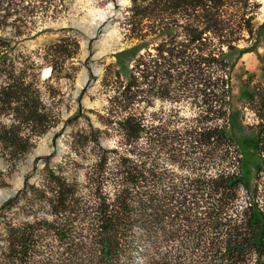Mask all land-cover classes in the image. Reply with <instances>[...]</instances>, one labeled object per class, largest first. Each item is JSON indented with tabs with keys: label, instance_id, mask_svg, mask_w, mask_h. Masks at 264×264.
<instances>
[{
	"label": "trees",
	"instance_id": "trees-1",
	"mask_svg": "<svg viewBox=\"0 0 264 264\" xmlns=\"http://www.w3.org/2000/svg\"><path fill=\"white\" fill-rule=\"evenodd\" d=\"M21 2L0 0V8ZM130 2L129 36L142 39L146 28L158 42L124 50L132 55L126 74L114 63L105 66L99 126L88 118L69 140L82 179L41 156L39 180L26 174L0 204V264H264L257 182L264 175V81L254 74L242 80V99L256 120V180L245 173L241 147L228 131L229 56L254 38L261 3ZM12 14H0V27ZM78 48L75 37L62 34L25 52L0 36V155L9 167L61 121L42 86L74 77L66 64ZM43 67L50 69L45 79ZM155 100L172 108L147 112ZM181 101L198 111L179 116ZM102 135L118 140L105 147Z\"/></svg>",
	"mask_w": 264,
	"mask_h": 264
},
{
	"label": "rangeland",
	"instance_id": "rangeland-1",
	"mask_svg": "<svg viewBox=\"0 0 264 264\" xmlns=\"http://www.w3.org/2000/svg\"><path fill=\"white\" fill-rule=\"evenodd\" d=\"M256 1L261 6L254 20V38L240 41L239 49L229 56L233 78L230 104L232 122L228 131L241 147L245 173L251 178L258 161L254 151V130L251 128L256 120L254 114L243 104L245 90L242 80L248 74H254L255 81H264V0ZM130 3V0H22L13 8L5 5L0 8V14L13 13L2 22L0 36L9 39L15 48L30 52L62 34L75 37L79 42L76 56L66 64L68 74L74 77L67 75L59 79L53 78L48 86H42V98L46 103H51L59 113V124L37 139L30 152L13 167H9L0 155V204L22 187L26 174L31 173L32 182L39 180V171L43 166L38 159L41 156L51 155L49 163L52 166L60 164L67 174L77 180L82 179V168L75 163L81 161L71 151L69 140L72 133L87 127L88 118L92 126H99L97 116L103 112L107 103V92L101 85L105 66L114 63L122 74H126L132 55L124 50L138 43L158 42L155 35L146 34V28L140 32L145 34L142 39L129 36L125 18ZM20 16L25 19H17ZM122 51L124 52L121 53ZM150 51L154 52V49L150 48ZM118 53L121 54L117 56ZM46 69L49 68L41 69V79L46 78ZM45 88L50 91L51 98L44 92ZM175 106L182 117L193 116L198 111V107L191 106L186 101ZM161 108L167 111L172 108V104L155 100L147 112ZM117 140L116 137L102 135L100 142L105 147H112ZM254 176L255 174L253 181ZM257 182L259 192L264 196V175L257 177Z\"/></svg>",
	"mask_w": 264,
	"mask_h": 264
},
{
	"label": "bare ground",
	"instance_id": "bare-ground-1",
	"mask_svg": "<svg viewBox=\"0 0 264 264\" xmlns=\"http://www.w3.org/2000/svg\"><path fill=\"white\" fill-rule=\"evenodd\" d=\"M49 72V69H46V73H48Z\"/></svg>",
	"mask_w": 264,
	"mask_h": 264
},
{
	"label": "water",
	"instance_id": "water-1",
	"mask_svg": "<svg viewBox=\"0 0 264 264\" xmlns=\"http://www.w3.org/2000/svg\"><path fill=\"white\" fill-rule=\"evenodd\" d=\"M50 71L48 72V74H46L45 76L47 77L49 75Z\"/></svg>",
	"mask_w": 264,
	"mask_h": 264
}]
</instances>
